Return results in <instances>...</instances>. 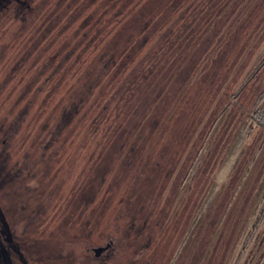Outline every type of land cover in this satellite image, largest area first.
Returning <instances> with one entry per match:
<instances>
[{
	"label": "rangeland",
	"instance_id": "rangeland-1",
	"mask_svg": "<svg viewBox=\"0 0 264 264\" xmlns=\"http://www.w3.org/2000/svg\"><path fill=\"white\" fill-rule=\"evenodd\" d=\"M145 1L9 0L1 10L0 159L24 168L0 187L12 231L38 264H264V21L242 10L212 22L210 42L169 46L147 80L130 65L97 75L100 51L120 52L146 17L150 31L172 26L171 0ZM193 48L206 51L202 69L183 80ZM72 99L74 135L61 142L52 136ZM26 101L35 123L4 149Z\"/></svg>",
	"mask_w": 264,
	"mask_h": 264
},
{
	"label": "trees",
	"instance_id": "trees-1",
	"mask_svg": "<svg viewBox=\"0 0 264 264\" xmlns=\"http://www.w3.org/2000/svg\"><path fill=\"white\" fill-rule=\"evenodd\" d=\"M8 2L9 0H0V12L6 6ZM121 2H123V0H121ZM145 2H143L140 6H138L137 9L132 8L131 10L132 16L130 18H136V20L138 21L137 15L140 16V14H142L143 6ZM137 4H139V2ZM250 4H253L252 9H251ZM96 8L97 6H95V3H92V5L89 6V11H86V13L81 16L80 15L77 16V22H79V25L90 24V20L94 18V12ZM263 8H264V0H256V1L255 0H171L170 3L166 5V7L164 8V12L166 10L169 11V14H170L169 17H170V22H171L170 25H172L171 27L169 26L167 28H163L162 26L159 29H157V31L155 32L150 31L153 26L152 24L153 18L146 17L144 21H141V25L139 24L135 25L134 30L130 32V35L128 38L129 45H126V47L121 49L120 52L115 53L114 51L112 52V51L106 50L105 48L100 51L102 57H101V60L100 59L99 60L102 61L104 68L96 73L97 75L101 74L104 70L107 69V67L109 70L111 69L113 71L114 68L118 66L121 67V66L130 65L131 66L130 76L132 75V73L133 75L134 73H137L136 75L138 79L140 77V79L147 80V76H149L148 74L149 73L154 74V72H156V69H157L152 60L155 59L154 60L155 62L159 61V59L163 60L164 59L162 58L164 57L163 54H165L170 49L169 46L172 47V51H173L176 49V47H179L181 49V46H183V43L184 42L189 43L190 39H192L193 42L196 41V43L198 44L200 40L203 38H205V40L207 41L209 40L210 42L211 36L216 34L215 32L213 33L214 28L213 29L211 28V27H214L212 22L216 20L222 21V19H224L227 22L233 19V22H235V20L237 21L238 15L240 14L242 10L244 11L248 10L249 17H252L253 20L257 15L256 18H258L259 21L262 20L263 22L264 16L261 17V15H259ZM107 9L108 8H106L103 11V14H105V16L106 14H109L110 12L115 11V10L110 11L109 9L108 10ZM71 13L72 12H70L69 15ZM113 13L114 15H118V12L117 13L113 12ZM186 13H190V18L188 14L186 15ZM236 14H237V17H236ZM155 19L156 17L154 18V20ZM239 19H240L239 20L240 27L241 26L243 27L245 25L246 27H248L252 25V22L250 23L247 18L239 17ZM241 20L243 21L242 23H241ZM27 21H29L28 18L27 20L24 21V23H27ZM99 21H100L99 17L97 19L95 18V21L93 22L94 25L98 24ZM168 21H166V23ZM166 23L164 25H166ZM23 28L24 27H22V29ZM52 31L45 32L46 35L48 34L49 39L52 38V34H55ZM102 31H99V32L98 30L96 31V36L94 35L92 39L93 42H96L99 40L98 35ZM156 32L157 34L154 35ZM238 33L240 34L241 32H238ZM21 34H22V31L21 32L18 31L15 34V36L17 37L15 39L18 40ZM193 35H195V37ZM156 36H158L160 40H159L158 45L155 46L157 42H154L152 39L156 38ZM191 36L193 37L190 38ZM154 47L156 48L154 49ZM204 54H206V51L201 54L202 56L198 55L197 50L195 48L191 49L188 53H185L183 55V59L186 61L184 64L185 65H187V63H190V64L188 66H184L183 64L181 67V69L183 68V70L180 69L178 71L179 74L177 75L182 77L183 80L185 79L189 81L194 76L197 77V71H199V68L202 69V65L200 66V63L202 62L201 59L204 57L203 56ZM175 59L173 60V62L175 61ZM263 66H264V60L260 65L261 69L263 68ZM159 69L160 68H158L157 71ZM258 70L260 71V68H258L256 72H258ZM205 74L208 78L209 72ZM81 75L82 74H79L77 76V79H80ZM91 89H96V87L91 86ZM76 91L77 90H75V92ZM45 93H47V91ZM71 96L73 98V94H71ZM70 103H67V105L70 104V107H72V109L69 111H65L66 109H64L62 111V119H60V121L57 122V124L59 123L58 128L56 130V133H54V135L52 136V138L59 137V141L61 142H64V141L66 142L69 138H71L74 135V132H71L69 124L71 123L72 119L75 118L74 116H76V113L78 111V108H77L78 104L74 99H72ZM22 106L23 107H22V110L19 116L15 118V120L11 122V124H9L11 129L6 132L5 138H3L4 139L3 143L5 146L4 149H6L7 147H9V145H11L13 138H17L21 136L22 132H24L26 128L24 125L27 126V124H30L28 126H31V122L36 120L35 119L36 113L32 116V118H30V120L28 121L26 120V116L29 113L28 111L30 110V108H32L31 103L26 101L25 104L22 103ZM159 107H160L159 105H156L154 111H158ZM25 121H27V123ZM34 123L35 122H33L32 124ZM11 130H12V133H11ZM9 136L11 138H9ZM64 138L66 139L64 140ZM55 142L56 141H54V143ZM136 146H138V150L141 151L142 149L141 144L140 143L136 144L133 147H136ZM42 147H44L43 149H44L45 154L48 155L50 151H47V145H43ZM123 150H125V148H123ZM54 152H56V150L53 151V153ZM6 156L3 157V159H0V187L7 183L9 184L13 182L15 179L19 178L21 173L24 174L23 172L24 168L22 167V165H20L18 161L12 164H9L8 163L9 155L7 154ZM127 158H130V157H127ZM141 169L143 170L145 168L142 167ZM115 225L117 226L116 222H115ZM22 250L23 249L20 247L19 242L16 239L14 232L12 231V228L10 226L9 220L7 219L5 211L0 204V264H17L16 261L22 262L23 264H38L36 262L29 261L26 255L24 254V251Z\"/></svg>",
	"mask_w": 264,
	"mask_h": 264
},
{
	"label": "flooded vegetation",
	"instance_id": "flooded-vegetation-1",
	"mask_svg": "<svg viewBox=\"0 0 264 264\" xmlns=\"http://www.w3.org/2000/svg\"><path fill=\"white\" fill-rule=\"evenodd\" d=\"M105 248H106V247H105ZM103 250H104V249H103ZM94 255H95V257H98V256H97V255H98V252H95Z\"/></svg>",
	"mask_w": 264,
	"mask_h": 264
},
{
	"label": "water",
	"instance_id": "water-1",
	"mask_svg": "<svg viewBox=\"0 0 264 264\" xmlns=\"http://www.w3.org/2000/svg\"><path fill=\"white\" fill-rule=\"evenodd\" d=\"M96 252H99V251L96 250Z\"/></svg>",
	"mask_w": 264,
	"mask_h": 264
}]
</instances>
